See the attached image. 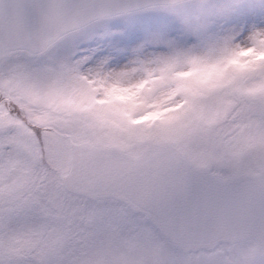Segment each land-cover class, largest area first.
Here are the masks:
<instances>
[{
	"label": "snow or ice",
	"instance_id": "6c2138e0",
	"mask_svg": "<svg viewBox=\"0 0 264 264\" xmlns=\"http://www.w3.org/2000/svg\"><path fill=\"white\" fill-rule=\"evenodd\" d=\"M0 264H264V0H0Z\"/></svg>",
	"mask_w": 264,
	"mask_h": 264
},
{
	"label": "rangeland",
	"instance_id": "374dc122",
	"mask_svg": "<svg viewBox=\"0 0 264 264\" xmlns=\"http://www.w3.org/2000/svg\"><path fill=\"white\" fill-rule=\"evenodd\" d=\"M123 18H117L111 21V28L106 34L103 27H97L95 31L86 35L81 39L82 51H99L107 55L113 61V67L120 68L129 64L135 56L133 52L135 48L143 43L146 39L142 33H134L131 38H126L120 35L123 30ZM241 39H246L247 36L240 32ZM209 74H201V79H207ZM137 91H123L113 89L112 99L129 105H135L137 100ZM159 115V114H157ZM155 118V117H152Z\"/></svg>",
	"mask_w": 264,
	"mask_h": 264
}]
</instances>
